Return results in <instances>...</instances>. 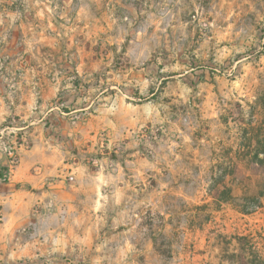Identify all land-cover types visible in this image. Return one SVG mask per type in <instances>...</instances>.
<instances>
[{"label":"rangeland","instance_id":"obj_1","mask_svg":"<svg viewBox=\"0 0 264 264\" xmlns=\"http://www.w3.org/2000/svg\"><path fill=\"white\" fill-rule=\"evenodd\" d=\"M67 72L100 100L39 108L43 76ZM1 103L17 147L50 109L51 134L63 114L76 129L105 111L110 125L103 148L70 145L81 171L31 209L32 193L0 180V217L27 219L0 236V264H264V198L240 212L264 170L236 157L243 124L264 120V0H0ZM224 186L236 200L219 199Z\"/></svg>","mask_w":264,"mask_h":264},{"label":"crops","instance_id":"obj_2","mask_svg":"<svg viewBox=\"0 0 264 264\" xmlns=\"http://www.w3.org/2000/svg\"><path fill=\"white\" fill-rule=\"evenodd\" d=\"M73 73L79 77L84 76L83 73L76 68ZM93 75V72L85 74L84 78ZM76 77V76H75ZM73 74L70 75V72L57 78V80H48L43 76V80L38 83V91L42 94L41 102L39 108L47 107L50 103L54 102L59 96H64V98L75 106H87L81 108L85 111L91 107V104L99 101V96L93 97H83L79 96L81 89V84L79 82L72 81ZM85 88L88 91V96L94 94L93 91L97 90V82H93V79L86 81ZM35 88V87H33ZM114 88V86H112ZM74 93L76 95H74ZM99 99V100H98ZM21 107H25L27 110L34 108L33 100L27 99L25 102L20 103ZM7 106L0 104V124L8 119V111L6 110ZM53 109H50L45 116L37 117L36 119L31 120V122L25 127H30L29 132V145L20 144L17 147V156H18V165L15 169H12L9 174V183L10 185H20L21 188H26L28 193H32L33 196L29 197V202H27L28 209H31L32 206H36L39 200H43L49 191H43L44 189L62 187L63 181L57 180L62 177L65 173V170L72 168L76 172L81 171L80 163H71V159L74 157V154L70 152V145L80 150L81 147L87 145L88 150L94 148L95 146L100 149L103 148V142H98L97 134L100 130H104L105 127H108L110 124H107L102 114H91V117L87 119V123H84L80 128H71L70 124L66 120L67 114H63L61 117L57 116L58 128L56 133H50L49 123H53L52 118H46ZM101 111V109H99ZM69 114V113H68ZM30 113L23 112L21 113V120L28 118ZM52 121V122H51ZM71 142V144H70ZM8 164V158L0 154V168ZM77 165V167H74ZM1 180V179H0ZM38 190L39 193L34 192ZM61 197H64L67 194V191L58 190ZM34 201L36 204H33ZM33 218L39 217L38 214H33ZM67 216L65 219H67ZM27 219L21 213L17 212H8L4 213L3 218L0 217V226L2 238L13 237V234L17 232L21 227H23L24 222ZM7 245L3 244L0 248L7 249Z\"/></svg>","mask_w":264,"mask_h":264},{"label":"trees","instance_id":"obj_3","mask_svg":"<svg viewBox=\"0 0 264 264\" xmlns=\"http://www.w3.org/2000/svg\"><path fill=\"white\" fill-rule=\"evenodd\" d=\"M242 136L239 147L243 149L242 153L238 152L236 157L246 159L249 163L255 164L264 170V120L261 124L255 125L253 119L250 118L245 122L241 128ZM9 173V167L4 166L0 168V179H7ZM234 175V171L223 172L220 175L218 185L224 183V178ZM234 196L233 188L224 186V190L219 195V199L225 202L230 200H236ZM264 198V181L259 185V188L255 194L246 193L241 200H245L240 208V212L244 214H251L260 209L263 205Z\"/></svg>","mask_w":264,"mask_h":264},{"label":"built area","instance_id":"obj_4","mask_svg":"<svg viewBox=\"0 0 264 264\" xmlns=\"http://www.w3.org/2000/svg\"><path fill=\"white\" fill-rule=\"evenodd\" d=\"M17 130L20 131L22 129L20 128ZM12 133L16 134V131L13 130ZM16 150H17V144H14V143L11 144L9 141H7L4 138V133L2 132L0 134V154L6 156L8 158V164L6 165L9 167L8 175L10 174V172L14 168V166L17 164V152H16ZM7 178H8V176H7ZM54 205H55V200H50L48 203V207L53 208Z\"/></svg>","mask_w":264,"mask_h":264}]
</instances>
